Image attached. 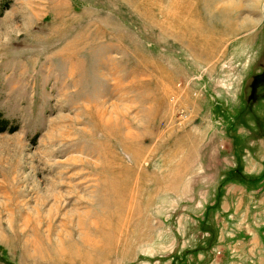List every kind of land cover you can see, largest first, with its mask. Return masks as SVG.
I'll use <instances>...</instances> for the list:
<instances>
[{"label": "rangeland", "instance_id": "rangeland-1", "mask_svg": "<svg viewBox=\"0 0 264 264\" xmlns=\"http://www.w3.org/2000/svg\"><path fill=\"white\" fill-rule=\"evenodd\" d=\"M0 264H264V0H0Z\"/></svg>", "mask_w": 264, "mask_h": 264}]
</instances>
